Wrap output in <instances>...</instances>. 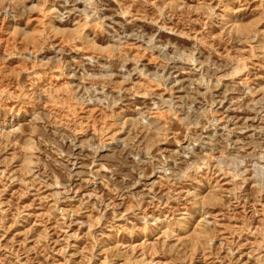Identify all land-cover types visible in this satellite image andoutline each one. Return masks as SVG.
<instances>
[{"label":"rangeland","instance_id":"1","mask_svg":"<svg viewBox=\"0 0 264 264\" xmlns=\"http://www.w3.org/2000/svg\"><path fill=\"white\" fill-rule=\"evenodd\" d=\"M0 264H264V0H0Z\"/></svg>","mask_w":264,"mask_h":264}]
</instances>
